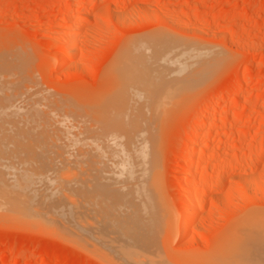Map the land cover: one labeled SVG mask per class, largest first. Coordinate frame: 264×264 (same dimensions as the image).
I'll return each instance as SVG.
<instances>
[{
    "label": "rangeland",
    "instance_id": "374dc122",
    "mask_svg": "<svg viewBox=\"0 0 264 264\" xmlns=\"http://www.w3.org/2000/svg\"><path fill=\"white\" fill-rule=\"evenodd\" d=\"M75 1L77 0H0V108L4 106L2 111L5 112L1 111L2 118L5 115V120L16 122L17 115H8L9 109L6 105L11 107L15 103L22 112V110L27 111L29 105L34 108L37 104L39 111H42L40 113L41 120H44L42 126L47 123L46 125L51 127L48 129L53 131L51 133H56V136L63 132L62 138L64 136L65 140L59 135V142L64 141V144L71 132L79 131L78 124L81 122L87 126L86 131L87 128L89 129L88 132H83V135L76 136L75 145H80L76 147V150L82 149V145L89 144L91 140L89 145L94 151L89 150L90 156L93 152L99 151L93 132L103 126L108 128L110 124L123 127V125H117L120 124L118 120L111 122V112L114 118H121L125 122L132 108L130 106L129 111H125L127 107L124 103L128 101L129 104V97L123 92L129 84L116 77V73L113 72V68L115 69V66L119 64L124 67L123 64L114 62L120 59L118 57L122 58L121 61L126 59L124 52L131 43L134 46L135 42L138 44V40L160 37L173 41L176 45L183 43L182 45L193 47L192 49L206 50L207 53L205 52L201 58L202 67L209 65L212 60L214 63L212 72L207 74L209 77L199 83L194 81L193 85L183 89L182 92L161 93L160 97L166 95L167 98L162 97L156 102L158 104H155L153 100L143 103L144 107L140 108L138 114L142 117L141 119L136 117L138 120L135 125L141 123L139 125L142 126L140 128L138 125V129L143 131L147 129L146 132H149L153 160L156 164L157 181L151 184V187L147 185V188L148 192L151 189L149 196L155 206L157 229L156 236H153L148 247L142 244L133 248L143 256L134 261L142 260L143 262L145 258L150 259L149 261L154 259L155 264H162L163 260H160L158 256H164L163 258L167 259L164 264H264V252H262L264 246L259 245L254 234H251L252 231L247 232L251 235L245 234L246 241L250 240V246L249 242L242 240L244 235L240 236L244 234L243 231L239 230V234L241 233L239 235L238 230H235L247 216L264 214V152L253 154L255 156L250 154V151L259 150L264 146V0H98L97 5L95 4L91 9L84 3L81 11L85 16L76 24L79 34L75 43L74 58L64 61L65 63L59 62L56 54L67 38L68 30L71 31L69 11L73 8ZM221 35L225 38H220ZM139 57V63L146 62L149 66L153 63L152 60H145L148 56ZM111 73L113 75L115 73V77ZM113 77L114 79L111 80ZM116 78L120 82L116 80L117 83L115 81L114 85L112 82ZM116 84H119L117 89H115ZM132 85H134L132 94L140 93L139 86ZM113 89L118 92H114ZM121 89L122 93L119 92ZM169 93L171 96H168ZM220 93L227 94L228 103L223 107L217 97ZM110 94L111 97L108 96ZM90 99L94 103L96 101L99 106L94 104L95 108ZM99 99L102 100H100L102 104L115 99L114 101H118L116 106L120 108V112L119 109L115 111L116 113L114 109L112 110V103L115 105L117 102L108 103L110 105L105 103L108 105L106 110ZM247 99H255V102L246 106ZM87 100H90V104ZM11 101L14 103L12 104ZM110 106L111 110H108ZM221 110L223 111L220 112ZM21 112L19 113L22 114ZM100 112L110 114H108L109 119L107 114L106 116L103 114L105 125L101 115H98ZM118 112L119 115H117ZM220 113L227 115L228 122L220 123L208 139H202V132L207 129L208 123L210 121L214 123ZM154 114L157 116L155 117ZM72 116L76 120L71 119ZM78 116L82 118L84 116V118ZM121 116H124V120ZM132 116L130 114L129 118ZM232 117L237 119L231 122ZM126 128L123 131L125 134L129 131ZM115 129H113L114 132ZM123 132L121 131V134ZM88 134H92V136L89 135L91 138ZM241 134L246 137H241ZM180 135L184 139L178 141ZM56 136L53 135L51 139L56 141L55 139H58H54ZM198 139L202 140V144L210 143L209 148L214 155H212L214 163L211 164V170L214 171L212 183L208 182L212 187L207 191L209 192L207 195L204 193V196H201L204 192L202 188L204 180L200 177L205 170L207 157L201 155L200 159L199 149L192 148ZM66 145L67 148L69 146L71 148L68 142ZM54 146H51V151L59 149ZM105 147L106 145L103 144L104 150L107 151ZM227 157L230 160L225 162L224 158ZM256 157L259 162L255 163L256 167L251 168ZM16 159L19 160L20 157ZM17 160H14L15 163ZM20 161L18 164L23 163L22 158ZM26 161L29 160L26 159ZM26 161L24 164L32 162ZM189 162L196 166L199 180L195 188L199 190L196 193L200 192L199 198L201 203L204 202V207L194 224L183 231L181 210L186 205L185 185L189 180ZM106 164L114 169L112 163ZM86 166L87 174L95 167L91 163H87ZM226 172H228L227 175H225ZM223 173L226 176L225 182L223 180L224 185L219 189L216 187L215 179ZM215 174L219 176L216 177ZM63 188V193L70 196L71 190L68 185H63ZM56 195L59 196V194L53 195L52 205L59 198ZM1 199L4 200L0 197ZM2 203L0 201V205ZM36 206L41 208L40 211L48 208L43 203ZM0 210H3L1 206ZM6 211H0V264H118L119 262L127 264L125 261L122 263L121 260H116L117 258H112L114 262H111L103 254L92 253L85 248L84 244L80 246V240L78 242L73 239L74 242H72V239L67 240L60 235L58 237L54 232L51 233L54 228L50 225L53 226V223L45 226L44 221L41 220L43 227L37 226L36 229V226L29 223L30 219L23 211L18 210L20 213H15L18 218L13 215L17 209L12 214L11 211L5 214ZM21 214L23 215L20 216ZM63 214L65 216L55 210L52 213L49 212L54 222H58L57 219L61 220L59 219L61 217L64 222L67 221L64 223L67 228L71 232H76L79 220H76L75 215L71 213L67 215L63 212ZM68 223L75 229L73 226H68ZM159 228L162 229L159 230ZM44 229L49 232L51 230V234ZM106 229L104 231L108 233V227ZM233 229L236 234L233 233ZM159 231L166 236H161ZM158 234L163 238H158ZM109 235L113 234L109 233ZM251 237L255 239L253 243ZM116 240L123 245L127 244L123 239ZM162 249L165 252L163 256L160 252ZM105 251L109 250L105 249ZM151 262L145 264H151Z\"/></svg>",
    "mask_w": 264,
    "mask_h": 264
},
{
    "label": "bare ground",
    "instance_id": "6f19581e",
    "mask_svg": "<svg viewBox=\"0 0 264 264\" xmlns=\"http://www.w3.org/2000/svg\"><path fill=\"white\" fill-rule=\"evenodd\" d=\"M128 1H132V0H128ZM96 2L98 3V0H81V1L77 0L73 3L74 6L69 11L70 19L68 18L70 20L71 31L68 30L69 34L66 40L64 41L62 47L59 49V51L56 54L59 62L60 61L66 62L67 60L74 58L75 46H76L75 43H76V39L79 34L78 33L79 28L77 27L76 24L78 23L79 20L80 21L82 20L81 19L82 17L84 18L85 16L82 13L83 11H81V9H83L82 6H84V3H85V6L91 9L94 7ZM220 38H225V36L221 35ZM136 43L137 42H135L134 46H133V43H131V45L128 44L130 46H128L124 52V55L126 58L125 60L121 61L122 58L118 57L120 59L118 61L116 60L117 62H114L115 64L121 63L124 65V67H122V65L119 64L117 67L115 66V69L113 68V72L116 73V77H118L119 79H123L124 82L129 84L128 86H126V91L124 90L125 92H123V93H126L127 96L129 97L128 98L129 104L127 103L128 101L127 102L125 101L127 104L124 103L126 107L128 108V109L126 108L125 111L127 110L126 112H128L131 106L134 109L132 111V108H130L131 110L129 111V113L132 112L130 114L131 116L132 115L134 116H132V118L131 117L129 118L130 114L126 113L128 116L125 115V117L127 116L129 120L125 119V122H124L121 120V118L120 119H116V117L114 118L112 116L113 114L112 112H111V115L109 114V112L108 113L106 112L107 115L109 114L112 117L110 118L112 119L111 122L113 121L112 123L118 120V122L120 121V124L117 122L118 123L117 125H123V127L116 126L114 124L112 126V124H110L109 125L110 127L108 128L104 127L103 125H102L103 126L102 128L100 127H99L100 129L97 128V131L93 132L95 133V137L94 135L93 137L95 138L97 148H99V151L97 153H94L93 152L94 149H92L91 145H89L91 143V140H89L90 141L89 144H86V145L83 144L81 147L82 149L79 150L78 148L77 149L78 151L76 150V147L78 146L80 147V145L78 144L75 145L76 136L83 135V132H88V129H89L87 128V131H86L87 126L83 125V123H81L80 121H79L80 123L78 124V126L80 127L79 131L71 132L69 134V137L68 135L66 136L68 137L66 138L68 139L66 140V142H68V144L71 145V148L70 146L69 148H67L66 142L65 144H64V141L59 142L60 134L59 135L57 134L58 136H56V133L55 134L51 133L53 131L48 129L50 126L46 125L47 123L44 124V126H42L44 123V120L42 121L40 118V116H42L40 114L42 111L41 112L39 111V109L37 108V104L34 106V108L33 106L31 107L29 105V108L31 107V109H29L26 106L28 110L27 109H26L27 111L22 110V112L18 108L19 106L17 107L15 103L12 101L11 103L12 104L14 103V105H12L11 107L10 106L8 107V105H6V107L9 109L8 115H17L16 122L5 120L4 119L5 115L2 118L1 113L2 112L5 113L4 111H2L4 106L0 108V197L4 198L3 201L2 199L0 200L1 203L3 202L2 205H0L3 208V210H0V211L7 210L8 213H10L11 211V214H12L17 209V211H15L13 214L17 216V218H18V215L16 214L20 213L18 212V210H20L21 212L23 211V213H25V216H27L30 219L29 223L31 225L33 224V226H36V229H37V226L40 228L43 227L41 226L43 223H44L43 225L45 226H49L51 223H53V226L50 225L51 227L54 228L52 229L53 230L52 232L50 230L51 233L54 232V234H57L58 237L60 235L62 236V238L65 237L67 240L72 239L71 240L72 242H74L73 239L76 241L80 240L81 241L80 246L84 244L86 246L84 247L88 248L92 253L100 254V255L103 254L111 262H114L112 258L114 259L117 258L116 260L119 259L122 261V263L123 261H125L127 264H143V263L145 264L151 261H152L151 264L153 263L155 264L153 255L151 256L153 257L152 259L154 261L153 260L149 261L150 259L148 260L145 258L143 259V262L142 260L140 262L134 261L136 258L137 259L143 258V256L140 253L136 252L133 248L137 247L138 245H142V244L147 245L148 247V244H150V242L153 240L154 238L153 236L155 235V231L157 229L155 227L156 222H157V219L155 216L156 211L154 210L155 206H153L151 202L152 200L149 196V194L151 193V189H149V192H148V188H147V185L148 187L149 185L151 187V184H155V181H157L156 172H155L156 164L154 163V160H153L154 159L153 153H152L153 149H152V146H151L152 144L149 138L150 136L148 135L149 132H146L147 130L146 128H144L146 129L145 131H143L142 129H138L140 127L139 124L141 123L138 124L139 125L138 127V125H135L137 123L136 120H138L139 117L140 119L142 117V116H138V114L140 113V108L144 107L143 103H147L148 101L153 100L155 104H158L156 102L162 99V97L167 98L165 97L166 95L160 97L161 93H166V92L168 93L170 91H172V93L182 92L183 89L188 88L190 85H193L194 81L195 83L201 82L203 79H206L207 77H209V75L207 74L212 72L214 63L212 60L209 63V65L203 68L202 63H201V60H202L201 58L206 52V50L205 51L204 49L199 50L197 48L192 49L193 47L191 48L187 47L188 46L187 44H186L187 46H184L182 45L183 43H181L182 46L176 45L173 43V41H170L168 39L165 40L160 37H154L149 40L147 39L146 40L144 39L143 41L138 40V44ZM139 56H142L144 58L148 56V58H146L145 60L147 59L152 60L153 63L150 66L146 62L142 63V61H140L139 63L138 62L140 58ZM142 60L144 59L142 58ZM110 72H112V70ZM195 74H197L196 77H195ZM111 75L113 74L111 73ZM114 77L111 80H113ZM194 77L196 78V80L194 79ZM116 80L118 79L116 78L112 82V84L114 83L115 85ZM132 84H137L139 86V88L141 89L140 93L132 94V88H134L132 87L134 86ZM118 86L119 84H116L115 89H117ZM116 91L118 92V90ZM121 91L122 89L119 92ZM103 95L105 94L103 93ZM226 95L224 93H220L217 96L222 107L228 103ZM108 96L111 97V94ZM168 96H171L170 93L168 94ZM90 100H87V102L89 103ZM100 100L101 99H99V101ZM21 101L20 103H22ZM101 101H100V104H102ZM113 101H110V102L107 101L105 103L111 104V102ZM87 102L85 101L86 104ZM90 102L91 104L93 103V105L97 104L96 101L95 103L92 100ZM253 102H255V99H247L246 106L250 105ZM105 103L102 105H105ZM114 103L115 105L112 103L113 107L118 105V101H114ZM107 104L103 107L106 110H107V106L110 105V104L108 105ZM17 105L19 104L17 103ZM97 106L99 105L97 104ZM76 107L78 110L79 109L78 105ZM113 107H112V110L114 109V112L117 111L118 109L120 112V108H118L117 106L114 108ZM110 108L111 106L109 107L108 110H111ZM136 108H138L139 110H137ZM123 110H124V107H123ZM125 111H123L124 113L123 112L122 113L125 114ZM222 111L223 110H221L220 112ZM19 112H21L22 114H20ZM119 112L117 113V115H119ZM101 113L102 112L98 113V115H101L100 116L102 117L101 120L105 125V122L103 121V118H104L103 114L105 113H102V114ZM156 114H154L155 117L157 116ZM109 115L107 116L108 119L110 117ZM154 115H151V116H154ZM73 116L71 119H74ZM78 117L82 118L81 116H78ZM121 117L124 120V116H121ZM134 117L135 119H133ZM235 118L236 117L234 118L232 117L230 121L231 120L234 121ZM228 120L229 118L227 117V115H223V113H220L217 116V119L214 123H211V121L210 123H208L207 129L204 130V132H202V136L200 134L199 135L201 136L202 139H208L209 136L217 129L220 123H227ZM52 121H55V120H52ZM96 122H97V119H96ZM3 123L6 124V128H4ZM126 123L128 124L126 125ZM14 125H17V126H14ZM128 125L130 127H128ZM193 125H196V124H193ZM124 127L126 128V130L129 129L128 132L126 131L127 132L126 134L123 132L125 131ZM114 128H116L115 132L113 131ZM40 129L43 130V133H42V130L40 131ZM118 130L119 131L121 130L123 133L121 134V131H120V135H119ZM50 134H53L54 136H56L54 137V139L58 138L59 140L55 139L56 141H53L51 139L53 138V135L50 136ZM62 134L60 135L61 138H62ZM89 135L92 136V134H88V136ZM242 136L246 137V135L241 134V137ZM182 138L183 136L180 135L178 141H181ZM103 144L106 145L105 148L107 149V151L104 150ZM53 145H55L59 149L53 150L54 148H56L54 146V148L52 149L53 151H51L50 148L51 146L53 147ZM209 145L210 143L208 142L202 144V140L198 139V141L196 142V145L192 146L193 149H199L200 159L202 158L200 157L201 155H203L204 157H207L205 158V165H204L205 170L203 171V173H201V177H200L202 180H204L203 181L204 186L202 187L204 189L203 190L204 192H202L201 190V192L203 193V195L201 194V196H204L205 194L207 195L209 193L207 191L209 190V188L212 187V186L211 187L209 186L210 183L208 184L209 181L211 182V178L213 177L212 175L214 172L211 170L212 169L211 164L213 162L212 161L213 154L209 148L210 147ZM63 147L64 148L66 147V148L64 149ZM35 148H38V149H35ZM90 149L93 150L92 151L93 153L89 156ZM262 152H264V146L260 148L259 150L254 149L252 150V152L250 151V154L256 155L257 153L262 154ZM24 156L29 161H26ZM83 156L85 157L83 158ZM19 157L20 159L22 158V162H23V159H25L27 163L30 162V160L32 162L28 164H24L25 162L24 161L23 163L18 164L21 161L20 159L17 160L16 158H19ZM156 158L158 159V156ZM13 159L15 161L17 160L16 162L17 164L15 163ZM228 160H230L229 157L224 158L225 162ZM224 161H222V163ZM254 161H255L254 164L252 162L253 165L250 166L251 168L256 167L257 164L255 163L259 162L258 157H256ZM190 162L188 164L190 167L189 168L190 173L188 177L189 180L186 182L187 185H185L187 188L185 189L187 190V192H185L186 197L184 196L186 199L185 201L186 205L182 207L183 209L181 210L182 211L181 212L182 214L181 215L182 217L181 229L183 231L188 230L194 224L195 220L197 219V216L200 214L201 209H203L204 207V202L201 203V199L199 198L200 192L196 193V191H199V190L195 188L199 180V177L197 176V169H196V166L194 167V165ZM87 163H91L93 164V166H95L94 169H90L93 171H91L89 174L86 173ZM106 163H112L114 169L107 166ZM185 163H187V161ZM228 172H226L225 175H227ZM215 175L216 177L219 176V174L218 175L215 174ZM222 175H221L222 177L219 176L220 178L215 177L217 179V180L215 179V181H217L216 187L219 189L222 188L224 185L223 180L225 182L226 176L224 175V173ZM188 178H186V180ZM63 185L65 186L68 185V188L71 190L70 196H67L66 194L63 193L64 191ZM54 194H59V196L57 195L56 196L61 199L59 200V198H57L58 200H56L55 203L52 205V202L54 201L53 200ZM39 203L40 204L43 203L45 206H48V208L45 209L46 211L45 210L40 211L41 208L36 206V204H39ZM9 207L13 209L11 210ZM51 209L55 211H59L60 215L65 216L63 212H66L67 215H69L70 213L73 216L75 215L74 218H76V220H79L77 222L78 230L76 229V232L75 231L71 232L67 228V226L64 224L67 221L64 222L63 218L61 217L59 218L61 220L57 219L58 222H54L53 219L51 218L52 215L49 216V212L52 213L53 211ZM7 211L5 212V214L7 213ZM24 211H28V212H24ZM22 215L23 214H21L20 216ZM41 220H43L44 222L43 221H42L43 223L40 222ZM45 222H47L48 225L45 224ZM67 225L73 226L71 224L69 225V223ZM107 227H108V233L107 232L105 233L104 230ZM73 229H75L74 226H73ZM161 229L159 228V230ZM46 230L45 232L48 231V233L51 234L49 230L47 231ZM235 230H238V234H239V230L243 231L242 233L244 234H241V233H240L241 235L239 234L242 237L244 235V238H242L243 241H246L247 236L245 234H248L247 232L249 231L255 232V233L251 232V234H254L253 236L254 238L256 237L255 239L260 243L259 245L264 246V214L258 213L257 215L255 214L254 216L253 214L252 216L250 215V217L247 216V218L244 219V221L239 226H236ZM235 230L233 229L234 231L233 233H235ZM109 233H112L113 235L111 236L109 235ZM158 233L162 234V232L160 231ZM251 234L249 233L248 235H251ZM158 235H159L157 236L158 238H163L161 237L163 235L166 236L165 234H162L161 236L160 234ZM117 238L123 239V241H126L127 244L123 245L117 242L116 240ZM237 239L239 238L237 237ZM255 239L252 238L253 240L252 243L254 242ZM249 241H246V242H249ZM233 243H235V241ZM159 244H160V241H159ZM250 244L251 243L249 242V245ZM255 246H256V242H255ZM160 247H162V245ZM160 247L158 248L159 250H160ZM105 249L109 251H105ZM162 251L163 249L160 251L163 256L165 255L164 254L165 252L163 251L162 253ZM262 252L264 251L262 250ZM158 257L160 258V260H163L161 261L163 262L162 264L166 263L165 262L167 260V259L165 260L166 257L165 258H163L164 256L163 257L158 256ZM144 260H148V261H144ZM160 260H157V261H160ZM248 261H249V258H248ZM119 263L121 264V262Z\"/></svg>",
    "mask_w": 264,
    "mask_h": 264
}]
</instances>
